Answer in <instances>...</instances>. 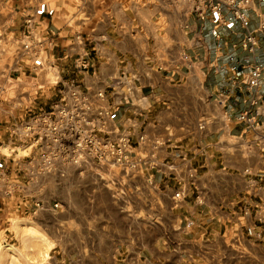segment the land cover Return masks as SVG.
Wrapping results in <instances>:
<instances>
[{"label": "crops", "instance_id": "obj_1", "mask_svg": "<svg viewBox=\"0 0 264 264\" xmlns=\"http://www.w3.org/2000/svg\"><path fill=\"white\" fill-rule=\"evenodd\" d=\"M201 7L20 0L17 13L34 20L35 47L55 66L38 71L22 49L26 25L16 27L11 55L0 59V106L49 111L75 87L94 108L97 134H129L133 151L126 171L89 163L51 173L78 179L62 184L58 209H42L22 163L38 146L14 142L16 117L0 108V150L10 146L0 154L9 179L0 182V264H264V74L254 128L239 119L251 69H264V0L245 8L254 52L242 46L247 30L228 7L222 22ZM83 50L86 69L77 65ZM123 74L134 78L129 103L121 102L124 87L117 94L111 86Z\"/></svg>", "mask_w": 264, "mask_h": 264}, {"label": "built area", "instance_id": "obj_2", "mask_svg": "<svg viewBox=\"0 0 264 264\" xmlns=\"http://www.w3.org/2000/svg\"><path fill=\"white\" fill-rule=\"evenodd\" d=\"M197 1H201L203 6L199 8L200 12L204 10L210 12L218 22L224 20L223 8L228 7L247 30L241 42L242 46L250 52L255 51L258 41L254 31L250 30V20L245 12V8L252 3V0ZM25 24L26 30L22 43L24 56L28 60L35 59L38 71L51 72L55 64L46 61L43 57V50L35 47L37 43H34L33 17L27 16ZM258 29L264 30V22ZM76 38L81 42L83 40L81 34H78ZM36 42L41 41L36 40ZM85 56L86 51L83 50L77 63L80 69H86L89 65ZM263 74V67L254 65L247 80L251 96L248 108L240 114L239 119L247 122L250 128H254L255 117L258 114V106L262 98L259 90ZM133 79L123 74L112 81L111 86L115 91L121 86L125 88L121 90V102L129 103L131 101V94L134 90ZM116 93L119 94L117 91ZM119 104L122 103L119 102ZM97 111L99 117L109 114L107 110ZM93 112L94 108L89 98L74 87L69 94L68 102L57 103L49 111L29 113L27 117L15 119V122L9 127V134L14 142H19L21 145L38 146L37 154L25 165L27 176L34 178L43 174H63L64 169L69 166L82 167L89 163L114 165L122 171H126L130 164V154L133 151L130 135L122 134L117 138L99 136ZM140 140H144V137L141 136ZM2 154L7 156V154ZM8 181V172L0 165V182L8 183ZM14 188L11 185L7 193L12 192ZM37 206L41 207V204L38 203ZM53 207L57 208L58 204L55 203ZM247 232L253 234V229L249 227Z\"/></svg>", "mask_w": 264, "mask_h": 264}, {"label": "rangeland", "instance_id": "obj_3", "mask_svg": "<svg viewBox=\"0 0 264 264\" xmlns=\"http://www.w3.org/2000/svg\"><path fill=\"white\" fill-rule=\"evenodd\" d=\"M20 0H0V43H2V46L0 47V59L1 60H8V57L11 55V48H12V41L13 37L16 35L14 34V30L18 26H23L25 24L26 17H23L22 15L18 14V8ZM18 12V13H17ZM7 62V61H6ZM28 75V74H27ZM27 78H25L26 80ZM27 83V80L25 81ZM28 86H26L27 90ZM25 90V91H26ZM26 98H21L26 104H30V98L28 95H26ZM51 96H48L47 98L41 97L39 99L40 105H43L46 100H50ZM10 99L11 97H7ZM33 99V97L31 98ZM38 101V102H39ZM7 103V102H6ZM7 106V105H5ZM5 106H0V108H4ZM12 104H10L9 107H5L6 110L9 111L10 114L17 118H23L27 117L29 113H26L24 110L16 109L15 111L12 110ZM5 110V109H4ZM8 119H10V122L14 121L12 120V116H10ZM10 149V146H6L5 144L2 145L0 154L8 153ZM11 151V150H10ZM24 150L17 151V154H20V156H25ZM28 160H25L22 163L25 165L28 164ZM25 170V168H24ZM71 172V171H70ZM77 177L73 173H70L68 176H62V175H51V174H43L38 175L34 178H30L27 176L25 179V184H28V181L34 182V190L36 198L40 201H38L41 204V208L44 209L46 207V204H50V202H55L58 204L59 208L60 206V200L62 196L67 195V192L65 191V188L62 184H65L67 182H76ZM28 180V181H27ZM37 202V203H38ZM46 217V216H44ZM24 231L27 232H35V231H42L39 227H36V229L30 228L27 226L24 227Z\"/></svg>", "mask_w": 264, "mask_h": 264}]
</instances>
